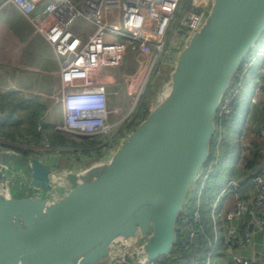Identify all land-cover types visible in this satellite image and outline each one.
Returning <instances> with one entry per match:
<instances>
[{
	"label": "water",
	"instance_id": "obj_1",
	"mask_svg": "<svg viewBox=\"0 0 264 264\" xmlns=\"http://www.w3.org/2000/svg\"><path fill=\"white\" fill-rule=\"evenodd\" d=\"M263 35L264 0H213L169 90L108 162L64 174L52 200L40 194L52 189L44 162L0 151V264H148L170 255L221 100ZM22 169L33 197L12 194L17 177L7 172Z\"/></svg>",
	"mask_w": 264,
	"mask_h": 264
},
{
	"label": "built area",
	"instance_id": "obj_2",
	"mask_svg": "<svg viewBox=\"0 0 264 264\" xmlns=\"http://www.w3.org/2000/svg\"><path fill=\"white\" fill-rule=\"evenodd\" d=\"M8 2L29 20L37 34L53 46L59 58L61 84L51 89V97L63 115L60 129L81 137H108L106 144L110 147L119 136L113 133L117 124L112 122L118 113L109 103L111 96L118 91L112 92L107 87L111 70L122 67L131 53H137L142 82L129 97L130 101H142L152 86L173 71L179 54L204 24L213 0ZM263 49L264 45L245 58L243 64L248 61L247 66L235 75L221 100L217 118H227L231 114L254 65V76L259 77L264 94V63L258 61ZM251 96L257 101L254 94ZM135 107L136 104L128 114H133L129 117L132 120L139 118ZM129 118H123L121 122ZM123 131L128 133L125 129ZM258 134L264 138V127L252 137ZM213 142L214 148L212 144L207 163L191 187V203L184 207L185 215L176 227L177 236L184 238L182 250L187 251L188 256L182 263L176 261L174 264H259L260 257L250 249L255 233L250 227L264 234V169L244 179H235L230 169L220 163L222 135ZM115 146L118 148V144ZM259 150L264 154V146ZM223 184L225 186L220 191H213L215 185ZM248 184L250 190H247ZM230 196H233L235 206L232 210H225ZM205 210L213 220L214 232L203 253L195 250L202 242L207 243L202 239ZM245 225L247 229L242 230ZM219 247L229 254V262L218 257ZM156 260L148 264H159Z\"/></svg>",
	"mask_w": 264,
	"mask_h": 264
},
{
	"label": "crops",
	"instance_id": "obj_3",
	"mask_svg": "<svg viewBox=\"0 0 264 264\" xmlns=\"http://www.w3.org/2000/svg\"><path fill=\"white\" fill-rule=\"evenodd\" d=\"M73 1L79 2L80 0ZM60 74L61 63L53 46L43 36L35 32L29 20L23 16L12 3L8 2V0H0V114L7 115L11 122L22 123L26 131L31 130L30 133L35 135L37 131L46 135L47 131H51L52 129L53 139L56 130H61L60 126L56 125L58 123L45 120V118L49 116L50 113L51 116L52 111L58 106L54 105L52 102L53 99L46 94L49 90L60 86ZM252 94L253 90L250 96ZM41 106L45 109L43 110ZM251 107L252 106H249V110ZM259 111L261 114L259 115L258 113V120L254 123L261 125L264 123L263 107H260ZM252 112L250 114H252ZM0 123H2V121ZM19 137L20 136H15L12 139L15 140ZM21 137L23 138V136ZM26 140L27 139L24 141L26 142ZM0 143L14 148H22L14 146L10 142L4 140H1ZM102 146L105 148L103 159H96L94 153H89L91 158L88 159V157L83 156L84 161L75 164V167L71 169L68 168L70 165L69 162L66 163L64 160H60V154H69V148L53 147L57 150V153H52L51 151V153H46L44 151L40 152V150H35V147L25 148L26 150L36 152L35 156L32 157L39 158L53 171L51 177L52 189H41L40 194L52 200L54 193L64 191L62 189L64 174L81 173L96 164L108 162L112 158V156H109L111 154L110 152H112L113 155L117 146H114L109 153L107 151L109 146L106 143ZM40 147L45 149L44 146ZM40 147H37V149H41ZM119 147L118 145V148ZM5 150L15 151L12 149ZM75 156L79 158L82 156V152H78ZM68 159L70 160L71 158L68 157ZM60 161L63 169H54L53 166H58L57 164H59ZM91 161L93 162L91 163ZM7 174L10 177L13 175L17 177L13 184H11L14 197H33L35 195V190L31 182L28 181V176L25 174L24 170L20 172V174L8 170ZM21 175H24V178H21ZM244 178V176L235 177L237 180ZM250 186V184L247 185V190L251 189ZM234 206V198L230 196L225 203V210H232ZM250 229L255 231L253 244L250 249L260 257L261 262L259 264H264V234L257 231L252 226ZM206 248V246L202 245L201 249L204 250L201 251L205 253ZM237 251L239 250L237 249ZM219 252L218 257L221 256L224 259L226 258V261L229 262V254L225 249L222 248L220 250L219 247Z\"/></svg>",
	"mask_w": 264,
	"mask_h": 264
},
{
	"label": "rangeland",
	"instance_id": "obj_4",
	"mask_svg": "<svg viewBox=\"0 0 264 264\" xmlns=\"http://www.w3.org/2000/svg\"><path fill=\"white\" fill-rule=\"evenodd\" d=\"M89 34L90 33L87 32V35H89ZM85 40H87V37H85ZM263 42H264V40H263ZM263 42L257 44V46H255L253 48L252 54H253V52H257L258 49L264 45ZM138 58H139V56L137 53H131V55L128 57L127 61L125 62V64L122 67L111 70V76L112 77H110V80L107 81L108 82L107 87L110 91H113V92L118 91V93L111 96L109 103H110L112 109L113 110L116 109L117 113H118L117 118H115V119L113 118L112 122H113V124H117L114 128L115 130L113 131V133H115V134L118 133V135H119L115 139V141H116L115 144H118L119 146H121L124 143V141L126 140V138L131 134V129H129V127L132 124L133 125H139V123H141L144 120V118H143V117H145L143 115V114H145L144 110L145 111L148 110L150 112L154 108V106L159 102L160 96L164 92L169 90V88H168L169 83L168 82L170 80L171 72H170V74L168 73V75L164 77V79L162 80L163 83L159 82L158 84L152 86L147 91L146 96L144 97V99L142 101H138V102L136 101L137 103L135 101H130L131 98L129 97V94L134 92L135 89L142 82V74L143 73H141V72L138 73V71H139ZM263 60H264V50L260 53L258 61L260 63ZM247 62L245 64L246 66H247ZM255 64H257V63H255ZM255 70H256V65H254V68H252L251 71L247 74L244 85H243L242 90L240 92V96H242L240 99L241 111H240V115H239V121H238V124L236 126L237 130H239V131L242 130L241 129V127H242L241 123H242L243 118H244V114H245L244 112L246 109L249 108V106L253 105L252 110H251V112L252 111L253 112H252V114H250V117H248L250 125L253 128V130L250 133V136L259 133L260 131H262V129L264 127V123L261 125L254 123L256 120H258V117H257L258 113H259V115L261 114L259 110H260V107H262L261 105H263L261 103V101L264 100V99H261L260 101H253V99L250 96V93L253 90L252 87L254 85L260 83L259 77L256 78L254 76ZM51 91L52 90H49L46 94L50 98H52L51 97ZM52 102L54 104V101H52ZM135 104H136V107H135L134 111L136 110L139 112V118L137 120H135V119L132 120V118H129V117H131L133 114L131 116H128V114L131 113ZM241 112H242V114H241ZM50 114H49V116H46L45 120H47V121L49 120L50 122H53V123H58L56 125L60 126V128H61V126L63 125V115H62L60 106L58 105V107H56L52 111L51 116H50ZM126 117L129 118L128 121L121 122L123 120V118H126ZM1 120H3L4 122L0 123V141L4 140L6 142H10L14 146L22 147L24 149L27 147L28 148L35 147L36 148L35 150H38V151L40 150V152L44 151L46 153H49L51 151L52 153H57V150H55L53 147H51L52 129H51V131H47L46 135L44 133L42 134L41 132H38V131L36 132L37 134L35 135V134L30 133L31 130L26 131L25 126L22 125V123L11 122L8 119L7 115L5 116L2 113L0 114V122H1ZM122 129L123 130L125 129L126 131H128V133L126 134L125 131H123ZM232 133L233 132H230L229 135L227 137H225V141H226V138L228 141L231 140V138H232L231 134ZM15 136H20V137L16 138L15 140L12 139ZM21 136H23V138ZM235 137H237V138H235V147L233 148V151L230 155L231 157L225 163V165H227V167L230 169V171H231V167L233 165L232 163L236 159L235 156L238 153V150H237L238 149V137H239L238 132L235 135ZM25 139L28 140L29 144L27 143V140H26V142L24 141ZM229 142H231V141H229ZM115 144L110 146L109 148H107L108 153L115 146ZM40 146H44L45 149L41 148ZM37 147H40L41 149H37ZM262 147L263 146H261L260 148H262ZM119 148H117L113 152V155ZM71 151L73 153L68 152L69 154H66V153L60 154V160L62 159L66 163L67 162L70 163V165L68 167L69 169H71L72 167H75V164H77V163L79 164V163L83 162L84 161L83 156L88 157V159L91 158L89 156V153H82V156H80L78 158V156H75V155L79 151L78 150H71ZM110 153L111 154L109 156L110 157L113 156L112 152H110ZM68 157H70L71 159L69 160ZM76 159H79V160H76ZM92 162L93 161H91V163ZM57 165L58 166H53V168L57 169V170L59 168L63 169L61 167V161ZM59 165H60V167H59ZM232 170H233V168H232ZM237 172H238V170L235 171V173H237ZM172 258L174 261L170 262V263L171 264L177 263L176 259L174 258V254H173ZM156 262L159 264H168L164 257L159 258L158 260H156Z\"/></svg>",
	"mask_w": 264,
	"mask_h": 264
},
{
	"label": "trees",
	"instance_id": "obj_5",
	"mask_svg": "<svg viewBox=\"0 0 264 264\" xmlns=\"http://www.w3.org/2000/svg\"><path fill=\"white\" fill-rule=\"evenodd\" d=\"M264 35L262 36L261 40L259 41V43H262L264 40ZM258 43V44H259ZM257 46V45H256ZM261 63H264V60L261 61ZM245 67L244 64H242V66L240 67V70L238 72V74H240L242 72V69ZM253 94L255 95V98H257V101H260L261 99H264V94H263V89L260 86V83L254 85L253 87ZM242 96H239L232 108V112L231 114L226 118H217L216 117V135L214 137V140L217 139V137L219 135H222L223 137V149H222V156L220 159V163L221 165L227 167V165H225V163L229 160V158L231 157V153L233 151V148L235 147V135L237 134V132L239 133V137H238V153L235 156L236 159L233 161V165L231 167V169L233 168V170H231V174L233 175V177H246L251 175L252 173H259L264 166V154L259 150V148L261 146L264 145V138L261 137L259 134L256 136L252 135L250 136L251 131L253 130V128L250 125L249 122V118L250 117V113L252 110V107L245 110V114H244V118L243 121L241 123V129L242 130H237L236 126L238 124L239 121V115H240V111H241V106H240V99ZM260 103V102H259ZM261 103L263 105H261L264 109V100L261 101ZM257 104V103H256ZM43 108V110L45 109L43 106H41ZM143 114L145 117H143L144 119L148 116L149 111L148 110H144ZM39 114V113H38ZM242 114V112H241ZM248 115V116H247ZM248 119V120H247ZM137 125H131L129 127V129H131V132L136 128ZM220 128V130H219ZM230 132H233L231 134L232 138L231 142H229L226 138L225 141V137H227L229 135ZM220 133V134H219ZM105 138V139H104ZM108 140V137H81V136H77V135H72V134H68L67 132L63 131V130H56L54 137L52 139V143L51 146L52 147H58V148H69V153H73L71 151V149H75L78 150L79 152L82 153H94L96 155V159H103V155H104V147L102 146L104 143H106ZM213 140V141H214ZM214 148V142H213V147ZM5 149H12L17 151L18 153H20L21 155H23L26 158H30L32 156H35L36 152L32 151V150H26L24 148H14L12 146L6 145V144H2L0 143V150H5ZM67 152V151H66ZM238 170L237 173H235V171ZM217 184V183H216ZM225 186V184L223 185H215V190L213 189L214 192L216 191H220L223 187ZM212 191V189H211ZM190 196H191V191L189 192V195L187 197V200L185 202L184 207H187L190 203ZM233 197V196H232ZM183 207V209H184ZM225 208V206H224ZM182 212L178 218L177 221V225H179L181 223V220L184 217V212ZM208 210V207H207ZM192 209L190 208L189 212L191 213ZM191 215V214H190ZM177 227V226H176ZM204 229H205V234L204 237L202 238L203 241H207V243L202 242V244L199 246L198 249H196L195 251L197 252H202L204 249H201V246H208V239L211 238L213 236V232H214V223L212 218H210L208 211L206 212L205 210V215H204ZM247 226H243L242 230H246ZM179 234V231H178ZM184 240V238L182 236H177L175 245L172 249V252L170 255L165 256V260L167 261L168 264H171L170 262H173V254H174V258L176 259V261H180L182 263V260L185 259L188 256V252L185 250H182V241ZM202 250V251H201Z\"/></svg>",
	"mask_w": 264,
	"mask_h": 264
},
{
	"label": "bare ground",
	"instance_id": "obj_6",
	"mask_svg": "<svg viewBox=\"0 0 264 264\" xmlns=\"http://www.w3.org/2000/svg\"><path fill=\"white\" fill-rule=\"evenodd\" d=\"M264 50V49H263ZM253 51V50H252ZM252 51L250 52V54L249 55H251L252 54ZM159 259V258H158Z\"/></svg>",
	"mask_w": 264,
	"mask_h": 264
},
{
	"label": "flooded vegetation",
	"instance_id": "obj_7",
	"mask_svg": "<svg viewBox=\"0 0 264 264\" xmlns=\"http://www.w3.org/2000/svg\"><path fill=\"white\" fill-rule=\"evenodd\" d=\"M29 179H30V178L28 177V181L31 182ZM31 188H32V187H31Z\"/></svg>",
	"mask_w": 264,
	"mask_h": 264
}]
</instances>
